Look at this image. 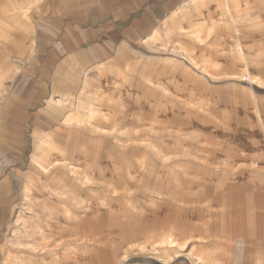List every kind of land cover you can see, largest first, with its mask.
Segmentation results:
<instances>
[{
    "label": "crops",
    "instance_id": "0c3cea01",
    "mask_svg": "<svg viewBox=\"0 0 264 264\" xmlns=\"http://www.w3.org/2000/svg\"><path fill=\"white\" fill-rule=\"evenodd\" d=\"M0 264H264V0H0Z\"/></svg>",
    "mask_w": 264,
    "mask_h": 264
},
{
    "label": "rangeland",
    "instance_id": "374dc122",
    "mask_svg": "<svg viewBox=\"0 0 264 264\" xmlns=\"http://www.w3.org/2000/svg\"><path fill=\"white\" fill-rule=\"evenodd\" d=\"M167 48L168 47H165V49H166V50H164L165 52L169 51V49H167ZM157 49H159V48H153L150 50V52H154ZM184 53H186V52H184ZM186 59H187L188 64L183 68L184 71L187 70V72L190 71L191 73H195V74H198L201 76H206L211 72L210 68L209 69H201L199 64L196 61H194L192 58H190L189 56H186ZM153 69H155V66H153ZM153 69H152V71H154ZM249 79L253 80V77L249 76ZM221 82L226 83L225 80L221 81ZM182 88H184V87H182ZM162 89L163 90H162L161 94H168L169 93L168 90L170 88L168 87L167 83L162 87ZM154 97H156V99L158 101V105H159L160 109H162L163 104L166 103V98H162V96H154ZM192 100H194L193 103L191 102V100L187 101V102L189 104H193V105L198 104L200 106H202V104H203L202 100L199 98H193ZM217 100H218L217 101L218 104L213 108V111L210 112V114L212 115V119L210 121L202 119V118H197V117L194 118L193 114H192V116H190L188 113L186 114V112L183 111V112H180V113H182V115H180V114H178L179 116L177 114L175 116L172 115V117L169 118L170 122L165 124V121H168V120H166L167 118L164 120H161V118H160V116L162 115L161 112H158V113L150 112L149 113V120L151 123L150 126L160 125L159 127H161L159 130H155L154 133L151 132V135L174 137L175 135H177L176 134V128H178L181 131H183L182 132L183 136H188L189 128L191 126H193L191 129L192 130V133H191L192 136H194V134H196L197 137H201V136H204L205 133H207L208 136L211 135L212 137L224 139V136L229 135V134H226V132L228 130H226V129L224 130V97H218ZM207 115H209V114H207ZM186 116H189L191 118L188 119V118H186ZM177 117H182V118H177ZM162 121H164V124L166 125L165 127L167 128V129H165V131H163L164 126H163ZM188 121H191V123ZM155 127H157V126H155ZM156 131H157V133H156ZM177 133L179 135V132H177ZM214 142H216V141H214ZM182 147H186V146H182V145H178V144L175 145L172 142H167V141L164 145V149L166 152L167 151L172 152L173 150L178 149V148H182ZM193 147L198 150L201 147V144H199V142L197 141L196 145H194ZM210 147L211 148H216V147L218 148L220 146L218 144L213 143ZM155 175L156 174H154V173H152V174L150 173V176H152V177H155ZM212 179H213V182L215 184H220L221 183L220 181H222L220 177H213ZM229 179H231V178H229ZM229 179H228V181H229ZM26 212L28 214V212H29L28 208L26 209ZM22 226H20V227L23 228V232L24 231L29 232L31 229H33V231H35L34 228H29V225H22ZM86 249L88 250L87 242H86ZM13 259L16 260V257H14Z\"/></svg>",
    "mask_w": 264,
    "mask_h": 264
},
{
    "label": "bare ground",
    "instance_id": "6f19581e",
    "mask_svg": "<svg viewBox=\"0 0 264 264\" xmlns=\"http://www.w3.org/2000/svg\"><path fill=\"white\" fill-rule=\"evenodd\" d=\"M167 242V241H166ZM172 242V241H171Z\"/></svg>",
    "mask_w": 264,
    "mask_h": 264
}]
</instances>
